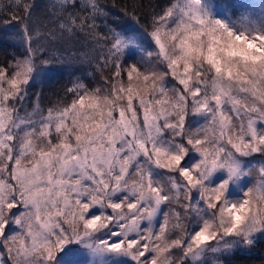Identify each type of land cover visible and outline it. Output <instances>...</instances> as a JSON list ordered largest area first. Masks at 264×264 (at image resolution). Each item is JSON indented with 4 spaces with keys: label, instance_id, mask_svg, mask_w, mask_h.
<instances>
[{
    "label": "snow or ice",
    "instance_id": "snow-or-ice-1",
    "mask_svg": "<svg viewBox=\"0 0 264 264\" xmlns=\"http://www.w3.org/2000/svg\"><path fill=\"white\" fill-rule=\"evenodd\" d=\"M0 264H264V0H0Z\"/></svg>",
    "mask_w": 264,
    "mask_h": 264
},
{
    "label": "trees",
    "instance_id": "trees-1",
    "mask_svg": "<svg viewBox=\"0 0 264 264\" xmlns=\"http://www.w3.org/2000/svg\"><path fill=\"white\" fill-rule=\"evenodd\" d=\"M232 2H234V3H239V2H241V0H239V2H236V1H232Z\"/></svg>",
    "mask_w": 264,
    "mask_h": 264
},
{
    "label": "rangeland",
    "instance_id": "rangeland-1",
    "mask_svg": "<svg viewBox=\"0 0 264 264\" xmlns=\"http://www.w3.org/2000/svg\"><path fill=\"white\" fill-rule=\"evenodd\" d=\"M232 1H236V2H239V0H232Z\"/></svg>",
    "mask_w": 264,
    "mask_h": 264
}]
</instances>
